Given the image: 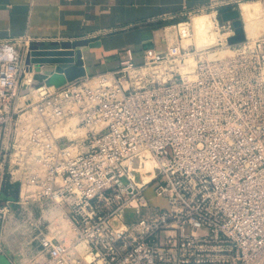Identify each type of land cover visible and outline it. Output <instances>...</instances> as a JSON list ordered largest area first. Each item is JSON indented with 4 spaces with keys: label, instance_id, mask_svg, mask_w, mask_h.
Masks as SVG:
<instances>
[{
    "label": "built area",
    "instance_id": "built-area-1",
    "mask_svg": "<svg viewBox=\"0 0 264 264\" xmlns=\"http://www.w3.org/2000/svg\"><path fill=\"white\" fill-rule=\"evenodd\" d=\"M243 1L184 9L163 50L59 88H29L44 40L0 39V228L38 203L21 225L32 264H264V33L229 45L219 13L244 28ZM207 10L219 39L197 47Z\"/></svg>",
    "mask_w": 264,
    "mask_h": 264
},
{
    "label": "crops",
    "instance_id": "crops-1",
    "mask_svg": "<svg viewBox=\"0 0 264 264\" xmlns=\"http://www.w3.org/2000/svg\"><path fill=\"white\" fill-rule=\"evenodd\" d=\"M220 1L224 0H0V39H86L88 45L77 51L74 64L86 75H95L117 68L127 49L136 63L142 62L147 49L163 50L170 42L164 25L177 21L184 9ZM207 24V31H198L200 44L210 42ZM11 262L17 263L14 258Z\"/></svg>",
    "mask_w": 264,
    "mask_h": 264
},
{
    "label": "rangeland",
    "instance_id": "rangeland-1",
    "mask_svg": "<svg viewBox=\"0 0 264 264\" xmlns=\"http://www.w3.org/2000/svg\"><path fill=\"white\" fill-rule=\"evenodd\" d=\"M256 1L257 0H244L241 3V6H242V4L246 3V5L248 6V9L246 12L248 13L249 17H251L254 21L259 23L260 27H262L256 33L255 36H257L260 33H264V19H263V15H262V7ZM241 6H240V10H241ZM196 8H198V7H196ZM196 8H193V9H196ZM260 8H261V12H260ZM209 14H210V10L204 11L203 13H201V12L193 13L191 15L192 26L194 25V18L196 16H200V15L203 16L204 15V16H208L209 19H211ZM241 17L243 18V15ZM181 21H182V18H181ZM181 21H179V22H181ZM173 24H174V22L169 23V25H166V26L164 25V26L168 27V26H171ZM197 26H199V25H197ZM203 30H206V31L208 30L207 24L201 25L199 28L193 29L194 34L192 37V42L197 47H201L203 45H212L218 41L219 37H218L217 31H215V29H214V24L212 22L210 24V29H209L212 31V33L208 39V40H210V42L206 43V44H200V42H198L199 40L197 38L198 35H196V34L198 33V31H203ZM174 32H175L174 29H168L167 28L165 30L164 33L166 34L168 41H170L168 43H174L176 41V34ZM195 32H197V33H195ZM57 40H62V39H57ZM63 40L71 41L74 39H63ZM189 42H190V40H184L183 44L186 45ZM147 195H148V197H152V200L150 201L151 205L158 206V207H166V200L165 199H163V198L159 199V198L153 197L150 190L148 191ZM23 209H25L28 212H26V214H25ZM51 211H52V213L51 212L44 213V215H45L44 217L46 219H53L54 218L55 213L53 212V209H51ZM29 213L32 214L36 219L40 217V215L42 213L40 212V209H39L37 202L24 204V205H17V204L12 205L11 209L9 211V214H14V217H13L14 219H10L8 221L7 225L5 227H3V229L0 228V235H1L0 243H1L2 247L8 248L9 250L12 251V253H15L16 257L18 258L16 262L22 263V264H32L33 261L30 260L31 258H39L36 247H34L32 245L33 250H31V251L28 250V247H29L28 246V238H27L26 234L24 233L25 231L23 230V227L21 226L24 219L28 216ZM20 255H22L23 258ZM0 264H12L10 256L7 253V251H5V253H2L0 251Z\"/></svg>",
    "mask_w": 264,
    "mask_h": 264
},
{
    "label": "water",
    "instance_id": "water-1",
    "mask_svg": "<svg viewBox=\"0 0 264 264\" xmlns=\"http://www.w3.org/2000/svg\"><path fill=\"white\" fill-rule=\"evenodd\" d=\"M221 19L224 21L232 20L234 35L227 39L229 45H234L244 41L245 32L242 22L239 19V12L232 8H222L219 10ZM88 45L86 39H74L71 41H49L39 42L30 48L36 51L31 53V62L34 66L33 81L29 88H34L40 83L47 87L59 88L86 75L83 67L74 64L77 51ZM28 62L29 59L27 58ZM31 70V69H30ZM23 88H27L23 84ZM21 207V206H20ZM14 217V214H12ZM14 219V218H13ZM17 261V257H14Z\"/></svg>",
    "mask_w": 264,
    "mask_h": 264
},
{
    "label": "bare ground",
    "instance_id": "bare-ground-1",
    "mask_svg": "<svg viewBox=\"0 0 264 264\" xmlns=\"http://www.w3.org/2000/svg\"><path fill=\"white\" fill-rule=\"evenodd\" d=\"M247 9H248V6L246 5V3L242 4V6H241V10H242L241 11V16L243 15V23H244V31H245V34H246V36L248 38H252V37H254L256 35V33L262 27H260L259 23H257L256 21H254L251 17H249L248 13L246 12ZM210 17H211V15H210ZM207 23H209V24L212 23V19H209L208 16H204V15L203 16L202 15L196 16L194 18L193 29L194 28H199L201 25H204V24H207ZM197 25H199V26H197ZM195 33H197V32H195ZM211 33H212V31L210 30V35H211ZM196 35H198V33ZM218 37H219V35H218ZM52 41H54V40H52ZM56 41H59V40H56ZM204 44H206V42ZM188 63H191L192 64L194 62L191 61V62H188ZM71 124H73V122L67 124L66 125V128H68ZM67 132H68V134H71L70 131H67ZM148 169H151V166H150V163L149 162L146 165V170H148Z\"/></svg>",
    "mask_w": 264,
    "mask_h": 264
},
{
    "label": "trees",
    "instance_id": "trees-1",
    "mask_svg": "<svg viewBox=\"0 0 264 264\" xmlns=\"http://www.w3.org/2000/svg\"><path fill=\"white\" fill-rule=\"evenodd\" d=\"M162 25V23L160 22V23H157V26H161ZM24 210V213L26 214V212H28V211H26L25 209H23Z\"/></svg>",
    "mask_w": 264,
    "mask_h": 264
}]
</instances>
